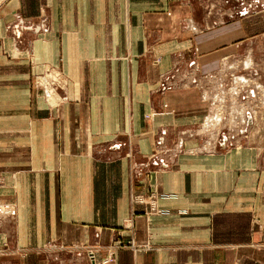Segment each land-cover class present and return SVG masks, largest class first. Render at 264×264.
I'll list each match as a JSON object with an SVG mask.
<instances>
[{
  "label": "crops",
  "instance_id": "obj_1",
  "mask_svg": "<svg viewBox=\"0 0 264 264\" xmlns=\"http://www.w3.org/2000/svg\"><path fill=\"white\" fill-rule=\"evenodd\" d=\"M236 65L264 0H0V264H264V143L196 128Z\"/></svg>",
  "mask_w": 264,
  "mask_h": 264
},
{
  "label": "rangeland",
  "instance_id": "obj_2",
  "mask_svg": "<svg viewBox=\"0 0 264 264\" xmlns=\"http://www.w3.org/2000/svg\"><path fill=\"white\" fill-rule=\"evenodd\" d=\"M225 9L231 8L232 3H226ZM249 67V66H248ZM243 68V66H234L233 68L225 67L221 73L214 78V83L208 85L207 90L211 93V101L213 108L208 117L196 127L197 130L203 134L210 133L211 135H218L219 140L222 139L223 134L228 138H237L239 136L244 139H254L264 143V77L260 75L253 76L247 71L250 68ZM219 73V72H218ZM42 74V73H40ZM34 76L32 84L38 99H42L48 106L56 108L58 105L68 100L67 86L69 79L65 77H55L48 79H36ZM245 76L248 81H241L239 78ZM256 78V79H255ZM260 83V84H259ZM252 88L256 89V95L252 94ZM262 89V91L260 90ZM54 99V101L52 100ZM216 115H221V122L215 121ZM149 116V114H147ZM216 132V134H215ZM2 183L5 181V175L0 171ZM148 192H140L145 196L154 194L157 201L156 192L151 187ZM149 203L152 212V202ZM158 209V206H157ZM142 244V243H139ZM147 244V243H146ZM49 248L55 247L54 243L48 244ZM129 245L136 248V242L131 240ZM148 249V248H146ZM5 251L0 249V254ZM114 252L108 251L106 260L102 264H114Z\"/></svg>",
  "mask_w": 264,
  "mask_h": 264
},
{
  "label": "built area",
  "instance_id": "obj_3",
  "mask_svg": "<svg viewBox=\"0 0 264 264\" xmlns=\"http://www.w3.org/2000/svg\"><path fill=\"white\" fill-rule=\"evenodd\" d=\"M55 77H59L58 73H54L53 71H47V72H44L42 74H40L39 76L36 77V79H40V78H43V79H48V78H55ZM2 183V178H1V175H0V184ZM163 197L167 196L166 194L165 195H162ZM134 197V200H136L137 202H152V210H157V201L155 199V196L154 194L150 195V196H145L143 194H139V193H136L135 195H133ZM150 245L147 243V244H137V247H149Z\"/></svg>",
  "mask_w": 264,
  "mask_h": 264
},
{
  "label": "bare ground",
  "instance_id": "obj_4",
  "mask_svg": "<svg viewBox=\"0 0 264 264\" xmlns=\"http://www.w3.org/2000/svg\"><path fill=\"white\" fill-rule=\"evenodd\" d=\"M239 79H240L241 81H248V79H247L245 76H243V75H242V77H240ZM51 100H52V99H51ZM52 101H54V99H53ZM220 118H221V115H216V117H215V121H216V122H217V121H218V122H219V121L221 122V119H220Z\"/></svg>",
  "mask_w": 264,
  "mask_h": 264
}]
</instances>
